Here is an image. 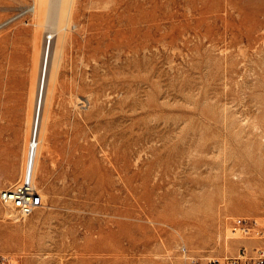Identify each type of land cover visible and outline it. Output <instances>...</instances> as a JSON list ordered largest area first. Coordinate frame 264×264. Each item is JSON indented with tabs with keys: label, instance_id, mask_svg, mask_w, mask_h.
Segmentation results:
<instances>
[{
	"label": "rangeland",
	"instance_id": "obj_1",
	"mask_svg": "<svg viewBox=\"0 0 264 264\" xmlns=\"http://www.w3.org/2000/svg\"><path fill=\"white\" fill-rule=\"evenodd\" d=\"M74 1L62 51L44 19V56L36 0H0V23L31 7L0 28V192L24 179L43 62L46 84L60 64L33 125L43 205L0 200V254L187 264L185 245L207 264L264 248L259 228L233 231L264 226V0Z\"/></svg>",
	"mask_w": 264,
	"mask_h": 264
},
{
	"label": "built area",
	"instance_id": "obj_2",
	"mask_svg": "<svg viewBox=\"0 0 264 264\" xmlns=\"http://www.w3.org/2000/svg\"><path fill=\"white\" fill-rule=\"evenodd\" d=\"M31 12V7H25L17 13L11 15L0 23V28L14 21L18 17L23 16V20L27 21L26 16ZM52 37H48L51 39ZM0 200L11 205L21 216H28L34 213L37 208L43 205V195L33 183L31 171L23 179L22 183L14 188H8L0 192ZM259 228L258 234L264 239V226H260L257 219L254 218H237L234 221L233 231L248 230ZM183 259L187 264H197L198 259L190 253L185 245L180 247ZM0 264H9L8 259L0 254ZM207 264H264V248L253 247L251 249L243 247L238 255L225 256L223 258H211L207 260Z\"/></svg>",
	"mask_w": 264,
	"mask_h": 264
},
{
	"label": "bare ground",
	"instance_id": "obj_3",
	"mask_svg": "<svg viewBox=\"0 0 264 264\" xmlns=\"http://www.w3.org/2000/svg\"><path fill=\"white\" fill-rule=\"evenodd\" d=\"M74 2H75L74 0H59V2L58 1L56 2L57 8L55 6H52V8L51 7L49 8V6L47 5V0H36L34 8H33L34 12H36L37 15H39V16L40 15L44 16L43 18L40 17L39 21L36 23V25L38 26V28L35 27L37 29V33H38V41L36 44V48L40 51L42 50L44 52V56L47 53L48 37H47V41H45V43L43 45L42 41L40 40V38L42 36L41 37L39 36L40 34H43L42 27L45 26L43 24L44 19L47 20L50 17L49 19L50 20H51V18H52V20L54 19L53 21H55V25L57 24V31H58V35H59L58 40L60 41V49L58 51H60V50L62 51L63 47H65L64 42L66 40V35H65L64 31L66 29V25H67L66 23L71 17L70 16L69 19H66V16H67L66 14H67V12L69 13V11L70 12L73 11ZM58 6H60V9ZM55 30H56V28H55ZM67 32H66V34H67ZM33 33L35 34V32H33ZM67 37H69V36L67 35ZM67 41H69V40H67ZM50 47L51 46H49L48 49H50ZM58 57L60 58V56H58ZM60 60H61V58H60ZM58 61H59V59H58ZM44 62H43V68H44ZM56 63H57V61H56ZM59 65H58V67L55 65V67H57V70L54 71V73L50 75V78H49L50 80L47 84H46V80L43 82L44 78H43V68H42L40 79L38 80L39 82L36 83V85L38 84L37 85L38 86L37 99L35 101L36 102V108H35V111L33 109L34 114H32L30 117V123H31L32 127L30 128V137H28L26 140V158H25V167H24V178L27 176L28 172L31 171L33 183L35 186H36V184H35L36 171H37V166H38V155H39V150H40V146H41V142H42V135H38L37 138H35V140L33 141V128H34L33 125H34V122L36 119V112H37V107L39 106L38 104H39V100H40V95L42 94V99H43L44 93L46 91V94H47L46 100H47V99H49V97H51V95L54 92V89L56 87V83L58 80V76H59L58 75L59 74ZM42 99L40 102L41 103L40 110L42 108V103H43ZM99 102H100V100H99Z\"/></svg>",
	"mask_w": 264,
	"mask_h": 264
}]
</instances>
